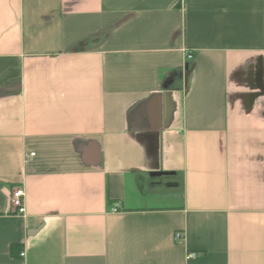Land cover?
Returning <instances> with one entry per match:
<instances>
[{"label":"crops","instance_id":"crops-1","mask_svg":"<svg viewBox=\"0 0 264 264\" xmlns=\"http://www.w3.org/2000/svg\"><path fill=\"white\" fill-rule=\"evenodd\" d=\"M0 264H264V0H0Z\"/></svg>","mask_w":264,"mask_h":264},{"label":"built area","instance_id":"built-area-1","mask_svg":"<svg viewBox=\"0 0 264 264\" xmlns=\"http://www.w3.org/2000/svg\"><path fill=\"white\" fill-rule=\"evenodd\" d=\"M10 207L16 215H23L24 214V192L22 188H15L10 195L9 198ZM175 241H182V235L179 233H175L174 235ZM21 257L24 256L23 252L19 254ZM197 257L196 253H188L187 259Z\"/></svg>","mask_w":264,"mask_h":264},{"label":"water","instance_id":"water-1","mask_svg":"<svg viewBox=\"0 0 264 264\" xmlns=\"http://www.w3.org/2000/svg\"><path fill=\"white\" fill-rule=\"evenodd\" d=\"M154 175H161L162 173L161 172H155V173H153ZM30 233H31V231H30Z\"/></svg>","mask_w":264,"mask_h":264}]
</instances>
